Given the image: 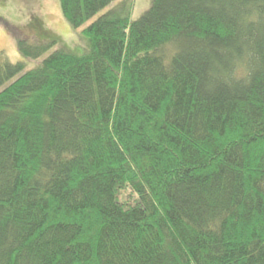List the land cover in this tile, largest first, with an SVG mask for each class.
Wrapping results in <instances>:
<instances>
[{"label": "trees", "instance_id": "16d2710c", "mask_svg": "<svg viewBox=\"0 0 264 264\" xmlns=\"http://www.w3.org/2000/svg\"><path fill=\"white\" fill-rule=\"evenodd\" d=\"M135 2L0 54V264H264V0Z\"/></svg>", "mask_w": 264, "mask_h": 264}, {"label": "rangeland", "instance_id": "374dc122", "mask_svg": "<svg viewBox=\"0 0 264 264\" xmlns=\"http://www.w3.org/2000/svg\"><path fill=\"white\" fill-rule=\"evenodd\" d=\"M117 1L83 26L75 28L64 17L59 0H0V54H6L12 62L24 61L26 71L60 47L80 54L86 52L88 38L83 29ZM151 3L152 0H136L131 18L138 19ZM23 37L31 43H55L39 59L33 60L18 50V39ZM129 196V191H123L120 198L127 200Z\"/></svg>", "mask_w": 264, "mask_h": 264}]
</instances>
